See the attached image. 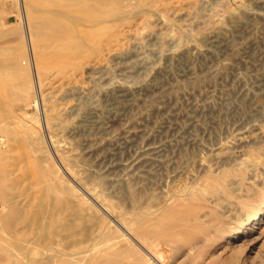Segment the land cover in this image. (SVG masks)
<instances>
[{
	"label": "rangeland",
	"instance_id": "1",
	"mask_svg": "<svg viewBox=\"0 0 264 264\" xmlns=\"http://www.w3.org/2000/svg\"><path fill=\"white\" fill-rule=\"evenodd\" d=\"M34 1L0 0V264H264V0L144 3L119 30L130 54H89L96 74L89 55L61 70L57 45L27 39ZM146 141L153 160L111 167ZM36 199L70 229L52 234L66 219L45 210L40 231Z\"/></svg>",
	"mask_w": 264,
	"mask_h": 264
},
{
	"label": "bare ground",
	"instance_id": "2",
	"mask_svg": "<svg viewBox=\"0 0 264 264\" xmlns=\"http://www.w3.org/2000/svg\"><path fill=\"white\" fill-rule=\"evenodd\" d=\"M146 2H143V0H43V1H34L36 6L38 5V3H41L40 4V7H41V10L40 9H37V10H34V9H31L30 10V15L28 14V18H27V22H26V25L24 30V34L26 35L27 39L30 41L32 37H35L37 39V42H36V45H40V44H44L46 46H44L45 48H48V45L47 44H54V45H57L58 46V50L60 51L59 53H56L57 55V58L58 60H60V63L57 64L58 65V68L59 69H69L71 66L74 67L73 65L79 61L80 59H84L83 57L85 55H89L91 54L92 56L94 55V52L95 53H101V50L105 49L107 50V58L109 57V60L110 59H116L117 63L120 61L119 58H122V56H126L128 54H130V47L133 48V46L131 45L130 49L128 48H123L121 46H118V43L120 42L121 37H126L125 35H127V33L125 34L124 31H119V30H122L123 28V24L130 18L131 19V16L136 14V10L140 9V6L142 4H148V3H151V4H148L149 6L150 5H153L154 2L157 3V0H144ZM159 1V0H158ZM164 1V0H163ZM165 2V1H164ZM163 2V3H164ZM199 2V1H198ZM22 3V2H21ZM204 3V1H203ZM161 4V3H160ZM39 6V5H38ZM156 7V6H154ZM159 7V6H158ZM22 8V7H20ZM26 8V7H25ZM145 8V6H144ZM147 7L146 6V11L147 10ZM23 9V8H22ZM143 9V7H142ZM28 10V8H27ZM160 10V9H158ZM24 12V11H23ZM26 12V11H25ZM144 12V11H142ZM141 12V13H142ZM158 13L160 11H157ZM174 12H176L174 10ZM27 13V12H26ZM162 13V12H160ZM171 13V12H170ZM22 14V13H21ZM20 14V15H21ZM145 14V13H144ZM189 14V13H188ZM130 15V16H129ZM157 15V14H156ZM160 15V14H159ZM171 15V14H170ZM173 15V14H172ZM253 15V14H252ZM162 16V15H161ZM175 16V15H174ZM188 16V15H187ZM137 17V15H136ZM140 17V16H139ZM145 17L147 18L148 16L145 15ZM160 18V16H158ZM163 17V16H162ZM161 17V18H162ZM21 18V17H20ZM149 18V17H148ZM147 18V19H148ZM158 18V19H159ZM129 19V20H130ZM136 19H139V18H136ZM141 19V18H140ZM143 19V18H142ZM19 20V19H18ZM157 20V19H155ZM136 21V20H135ZM145 21V20H144ZM156 22V21H155ZM154 22V23H155ZM135 23V22H134ZM137 23V22H136ZM159 23V22H158ZM162 23V22H161ZM22 24V23H21ZM132 25V24H131ZM147 25V24H146ZM162 25V24H161ZM164 25V24H163ZM24 26V25H23ZM128 26H129V23H128ZM160 26V25H159ZM166 26V25H165ZM182 27V25H181ZM184 27V26H183ZM126 28V27H125ZM169 28V27H168ZM168 28H163V29H166L168 30ZM185 28V27H184ZM135 28H133L132 31H134ZM163 29H160L163 30ZM127 31V29H125ZM129 30V29H128ZM164 30V31H166ZM172 30V29H170ZM132 31H129V32H132ZM136 31V30H135ZM169 31V30H168ZM128 32V31H127ZM128 32V34H130ZM163 32V31H162ZM123 34V36L120 37V34ZM151 33V32H150ZM150 33H147L146 35L150 34ZM153 33V32H152ZM156 33V31H155ZM158 33V32H157ZM2 34V33H1ZM0 34V35H1ZM146 35H143L144 37ZM165 35V32L163 33V36ZM130 36V35H128ZM150 36V35H149ZM148 36V37H149ZM155 36V35H154ZM158 36V35H157ZM156 36V37H157ZM167 36V35H166ZM130 37H133V36H130ZM137 37V36H136ZM162 37V36H161ZM169 37V36H167ZM123 38V40H125ZM143 39V37H141ZM147 37H145L144 40H146ZM150 38V37H149ZM158 38V37H157ZM164 38V37H163ZM175 38V37H174ZM131 39V38H130ZM141 39V40H142ZM148 39V38H147ZM159 39V38H158ZM173 39V38H172ZM35 40V39H34ZM134 40V38H133ZM138 39H135V42L137 41ZM140 40V39H139ZM138 40V41H139ZM140 40V41H141ZM153 40V39H152ZM168 40V39H167ZM171 40V39H170ZM174 40V39H173ZM126 41V40H125ZM130 41V40H129ZM177 41V39H176ZM128 42V41H127ZM175 42V41H174ZM129 43V42H128ZM127 43V44H128ZM137 43V42H136ZM135 43V44H136ZM35 44V43H34ZM121 44V43H120ZM130 44H131V41H130ZM129 44V45H130ZM132 44H134L132 42ZM41 46V45H40ZM124 46V45H123ZM136 46V45H135ZM55 48V49H56ZM53 49V48H52ZM56 49V50H57ZM54 50V49H53ZM100 51V52H99ZM57 52V51H56ZM49 53V52H48ZM52 53V52H50ZM49 53V55H50ZM55 51H53L52 54H54ZM93 53V54H92ZM104 53V52H103ZM95 55L97 56L98 60L100 59L98 57V55ZM46 55V53L44 54ZM91 55H89V59L91 60V58H93ZM48 57V55H46ZM45 56V57H46ZM95 56L92 60L95 59ZM56 56L53 55V58H55ZM49 58V57H48ZM52 58V59H53ZM104 58V57H103ZM12 59L14 58H11L10 60V68H13L14 70H16L18 67H16V63L15 61ZM46 58H44L45 60ZM51 59V58H49ZM48 59V60H49ZM51 59V60H52ZM88 58L87 59H84L85 61V65L86 66V69L87 71H89L90 73L92 74H96V73H104V70H106L108 67H106V63L104 64L103 61L100 62V60H94V61H88L89 60ZM119 59V61L117 60ZM47 60V59H46ZM50 60V61H51ZM123 60V59H122ZM121 60V61H122ZM2 61V60H1ZM5 61V60H4ZM7 62V61H6ZM88 62V63H87ZM81 63V61L79 62ZM87 63V65H86ZM116 63V62H115ZM19 64V63H17ZM82 64V63H81ZM263 64V63H262ZM31 65V64H30ZM50 65V63H49ZM52 65V63H51ZM50 65V66H51ZM76 65V64H75ZM78 65V64H77ZM80 65V64H79ZM55 66V63L54 65ZM83 66V67H84ZM20 67V66H19ZM49 68V67H48ZM127 68V66H126ZM45 69V68H44ZM78 69V68H77ZM84 69V68H83ZM19 70V69H18ZM55 70V69H54ZM73 70V69H72ZM108 70V69H107ZM69 71V70H68ZM79 71V70H78ZM86 71V70H85ZM109 71V70H108ZM73 72V71H72ZM71 73V72H70ZM79 73V72H78ZM65 74V73H64ZM89 74V73H88ZM27 75V74H26ZM75 76V74H73ZM78 75V74H77ZM82 75V74H81ZM80 75V76H81ZM66 76V75H65ZM90 76V75H89ZM100 76L102 77V75L100 74ZM123 76V75H122ZM19 77V76H18ZM73 77V76H72ZM76 77V76H75ZM69 78V77H68ZM94 78V77H93ZM127 78V77H126ZM67 79V78H66ZM72 79V78H69L68 79V82H70L69 80ZM97 79V78H96ZM73 80H74V77H73ZM126 80V79H125ZM39 81V80H38ZM94 81H95V78H94ZM127 81V80H126ZM125 81V82H126ZM259 81V80H258ZM68 82H66L65 80V84H67ZM106 82V81H105ZM128 82V81H127ZM19 83V82H18ZM27 83V82H26ZM41 84V82H39ZM71 83V82H70ZM80 83V82H79ZM117 83V82H116ZM124 83V82H123ZM119 84V83H118ZM130 85L132 84L131 82L129 83ZM64 85V84H63ZM114 85V84H113ZM123 85V84H122ZM66 86V85H65ZM105 86V85H104ZM116 86V89H117V85L115 84ZM121 86V85H120ZM124 86V85H123ZM114 87V86H113ZM4 87L1 88L0 86V89H3ZM29 88V87H28ZM68 89V91H71V90H74L73 93L71 94H74L75 91L76 93L77 92H81L83 89L87 90L86 88H84V86H81L80 84H70L69 87L67 86L66 87ZM90 88H93L90 86ZM89 88V89H90ZM123 88V91L125 90L126 91H129L131 89H133L131 87V89L129 88V86L125 85L124 87H121ZM135 88V87H134ZM252 88V87H251ZM8 89V88H7ZM6 89V90H7ZM11 91L14 92V94H18L19 92L25 94L27 92V87L22 83V86L21 84L18 85V84H15L14 86H12L11 88ZM95 89V87H94ZM101 92V86L100 88H98ZM253 89V88H252ZM104 90V89H103ZM10 91V90H9ZM90 91V90H89ZM91 91H93V89H91ZM90 91V92H91ZM96 91V90H95ZM121 91V92H123ZM65 92V91H64ZM98 92V90H97ZM8 93V92H7ZM88 93V92H87ZM94 93V92H93ZM53 94V92H52ZM66 93H64L65 95ZM68 94V92H67ZM91 94V93H90ZM86 95V94H85ZM94 95V94H92ZM19 97V96H18ZM75 97V96H74ZM81 97V96H80ZM87 98V97H86ZM38 102V101H37ZM45 102V101H44ZM205 102V101H204ZM47 103V102H46ZM45 103V104H46ZM91 103V102H90ZM89 104V102L87 103ZM63 105V104H62ZM76 108H79V106L77 105H67L63 108H61L62 110V115L63 114H67V112L71 113V111L75 110ZM81 108H83L81 106ZM80 108V109H81ZM201 109V108H200ZM61 110H60V113H61ZM78 111V110H77ZM76 111V112H77ZM192 111V110H191ZM75 112V111H74ZM73 113V112H72ZM195 114V113H194ZM195 116V115H194ZM190 119V118H189ZM191 120V119H190ZM195 122V121H194ZM192 123V122H191ZM198 123V122H197ZM148 133V132H147ZM261 134V133H259ZM127 135V134H126ZM145 135V134H144ZM238 136L236 137V140L237 142H241L244 135L242 132H239V134H237ZM125 136V135H123ZM128 136V135H127ZM126 137V136H125ZM129 137V136H128ZM150 137V135H149ZM127 138V137H126ZM132 138V137H130ZM146 138V136H145ZM123 139V137H122ZM130 140V139H129ZM147 140V139H146ZM0 141H1V138H0ZM133 142V141H132ZM147 142V141H146ZM150 142V141H149ZM149 142H147L146 144L145 143H142V144H145L143 146H141V150L138 151L135 156L133 155V157L131 159H128V160H123V162H121L118 158L119 161H114L113 164L111 165V167H119L121 168V171L122 170H129L131 168H135L137 169L135 166L138 164H140V162H144V163H147V161H149V159L151 160L152 158L150 157L152 154H154L158 148V145H154L152 144V142H150L151 144H149ZM55 143V142H54ZM125 143V142H124ZM2 144V143H1ZM67 144V143H66ZM127 144V143H126ZM131 144V143H130ZM129 143L127 145L131 146ZM135 144V143H134ZM161 146L163 143H160ZM125 145V144H123ZM139 145V144H137ZM240 145V144H239ZM68 146V145H67ZM136 146V144H135ZM64 147V145H63ZM66 147V146H65ZM116 148V146H114ZM164 147V146H163ZM138 148L140 149V147L138 146ZM225 148V147H224ZM223 148V149H224ZM229 148V147H228ZM226 148V149H228ZM53 149V147H52ZM56 149V148H55ZM120 149V148H119ZM136 150V149H134ZM162 150V149H161ZM117 151V150H116ZM116 151H115V154H116ZM118 152V151H117ZM120 152V151H119ZM160 152V151H158ZM157 152V154H158ZM156 154V153H155ZM156 154V155H157ZM150 155V156H149ZM155 156V155H154ZM153 157V156H152ZM157 157V156H155ZM219 157L216 156V159H218ZM222 158V157H221ZM219 158V159H221ZM116 159V158H115ZM121 159V158H120ZM154 159V158H153ZM152 159V160H153ZM159 159V158H158ZM113 161V160H112ZM137 165V166H138ZM141 165V164H140ZM110 167V168H111ZM134 169V170H135ZM119 171V170H118ZM120 172V171H119ZM124 172V171H123ZM121 172V173H123ZM127 174V173H125ZM129 174V173H128ZM113 176V175H112ZM115 176V175H114ZM108 178V176H107ZM117 178V176H116ZM119 178V177H118ZM123 179V178H122ZM93 180V179H92ZM97 180V179H95ZM109 180V178H108ZM114 181V179H112ZM117 180V179H116ZM111 181V180H110ZM112 181V182H113ZM119 181V180H118ZM123 181H126V180H123ZM116 182V181H115ZM98 183V182H97ZM118 183V182H117ZM38 184V183H37ZM60 184V183H59ZM84 184V183H83ZM43 185V184H42ZM90 185V184H89ZM86 186V185H85ZM91 186V185H90ZM86 188V187H85ZM89 188V187H88ZM35 196V195H34ZM40 196V195H39ZM92 197V196H91ZM41 198V196H40ZM39 199V198H38ZM36 199V200H38ZM33 200V199H32ZM98 201V200H97ZM31 203V202H29ZM36 203V202H35ZM62 204V202H61ZM64 204V203H63ZM62 204V205H63ZM95 204H97L95 202ZM64 206V205H63ZM66 207V206H65ZM67 208V207H66ZM65 208H63L60 204L56 203V202H51L49 204H45V203H42L38 200V202L36 203V207H35V218H36V222H37V228L40 230V231H45L46 228H47V224L48 222L50 223H56L57 222V217L54 213H56L57 215H60V214H63V216H65V219L66 221H64V223H62L61 227H53V229H51V233L54 234V235H57L60 231H66V230H69L71 225L73 224L72 223V220H69L68 219V216L69 214H65ZM104 209L107 210L106 207H104ZM51 211V215L49 217V221L47 222L46 220V217L48 216H45L44 215V211ZM68 210V208L66 209ZM77 210V209H76ZM45 211V212H46ZM79 211V210H78ZM76 213V212H75ZM116 215H119V214H116ZM76 216H77V213H76ZM81 216V215H80ZM79 216V217H80ZM114 217V216H113ZM19 218V217H18ZM34 218V219H35ZM33 219V220H34ZM23 220V218H22ZM119 220V219H117ZM121 220V219H120ZM30 221V220H29ZM35 222V221H34ZM169 222V221H168ZM32 223V222H30ZM127 223V222H126ZM27 224V223H26ZM34 224V223H33ZM121 224V223H120ZM12 225V223L10 224ZM23 226V225H22ZM32 226V225H31ZM30 226V227H31ZM57 226V225H56ZM32 228V227H31ZM50 228V227H49ZM30 229V228H29ZM124 230H127V229H124ZM41 233V232H40ZM46 233V232H45ZM87 233V232H86ZM92 233V232H91ZM43 234V233H42ZM61 233L60 232V235L61 236ZM89 234V233H88ZM45 235V234H44ZM86 235V234H85ZM91 235V234H90ZM96 235V234H95ZM87 236V235H86ZM44 236L43 235H40L38 236V240L42 241L44 239V241L50 239V237H45L43 238ZM54 237V236H53ZM85 237V236H84ZM88 237V236H87ZM92 237V236H91ZM52 239H50V241L52 242ZM86 239V238H84ZM99 239V238H98ZM29 240V239H28ZM27 242H30L28 241ZM36 240V239H35ZM27 248V247H26ZM51 248V247H50ZM30 249V248H29ZM48 249V248H47ZM46 249V250H47ZM25 250V249H24ZM28 251V250H27ZM43 251V250H42ZM47 252V251H46ZM45 254V253H44ZM38 255V254H37ZM58 256V255H57ZM26 257V256H25ZM42 257V256H41ZM44 257V256H43ZM55 257V256H54ZM53 257V258H54ZM27 258V257H26ZM36 258V257H35ZM28 259V258H27ZM26 259V260H27ZM31 259V258H30ZM45 260L47 259V256L44 258ZM29 260V259H28ZM53 260V259H52ZM46 262H49L50 261H46ZM43 263H45L43 261ZM42 263V264H43ZM47 263V264H49ZM41 264V263H39Z\"/></svg>",
	"mask_w": 264,
	"mask_h": 264
}]
</instances>
